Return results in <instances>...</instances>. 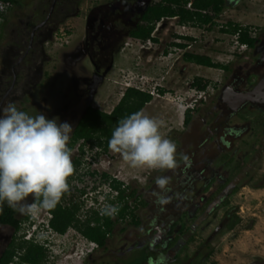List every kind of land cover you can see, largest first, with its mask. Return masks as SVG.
Masks as SVG:
<instances>
[{
    "label": "rangeland",
    "instance_id": "obj_1",
    "mask_svg": "<svg viewBox=\"0 0 264 264\" xmlns=\"http://www.w3.org/2000/svg\"><path fill=\"white\" fill-rule=\"evenodd\" d=\"M114 1L78 0L79 8L69 13H62L60 7H56L50 26L46 25L36 32L32 52L14 69L12 64L23 52L16 54L12 45L20 43L25 50L32 29L28 27L27 30L26 23L42 21L53 0H18V4H13L3 15L8 22L0 36V100L6 90L8 94L0 107L11 102L30 115L43 113L47 118L68 122L74 129L88 105L110 112L119 102L127 84L131 83L152 92V100L141 111L162 121L161 134L177 146V166L174 169L132 168L120 153L110 150L108 156L103 152L99 156L98 150L92 148L88 157L95 159L96 166L92 163L90 168L118 174L126 181L134 179L132 185L142 191L144 204L137 201L136 208L140 224L133 225L130 218L118 222L106 247L97 248L85 260L81 253V250L86 251L83 250L84 239L80 234L69 229L65 236L55 235L54 239L60 245L56 247L57 253L64 249L63 246L73 249L77 246L80 251L59 257L55 262L142 264L148 259L147 253L139 249L144 244L143 227L156 218L155 215L161 217L164 213L162 205L157 204L152 196L153 191H160L154 181L158 176H166L169 178L166 195L171 198L166 204H172L178 212L182 207L186 208L183 210L185 227L180 244L168 252V264H189L190 258L191 264H264V112L256 110L249 114V118L256 117L255 121L248 120V125L244 126L241 136L233 140L231 148L220 144L217 135L209 138L208 127L213 128L214 125L211 120L225 108L219 98L223 89L219 82L223 71L184 62L183 52L174 50L171 44L180 36L179 33L191 34V37L195 35L196 41H190L192 46L188 51L208 54L216 62L235 60L239 66L249 64L250 67L253 62L245 58L250 55L254 59L257 51L240 47L236 37L222 33L220 26L227 21L238 22L251 26L252 34L259 36V33H264V0H225L224 10L216 16V25L203 28H184L177 20L165 19L157 34L163 40L156 50L153 46L145 54L141 53L145 49L140 47L139 42L128 36L108 40L111 32L103 36L90 34V44H84L90 14L101 12L104 15L111 10ZM111 20L113 18L109 16L106 24ZM100 38H103L102 43ZM96 46L103 48L106 51L104 54L111 51L114 63L111 65L110 60L102 58L101 67L104 69L100 71L101 76L93 78L91 59L97 60L100 54L94 53L92 57L90 54L96 52ZM165 48L173 55L163 53ZM149 54L151 60H148ZM110 65L112 68L108 70ZM4 69L7 70L5 73ZM13 70L16 81L11 86ZM198 73L210 81L202 97L190 84ZM218 82L214 94L209 95L214 83ZM160 87L166 90L164 94L159 92ZM187 105L199 109L198 112L193 111L190 124L185 125L183 112ZM73 151L71 155L77 153L75 149ZM190 152H195V165L191 172L178 180L176 178L184 162L179 156L188 157ZM96 154L97 160L94 157ZM87 181L90 186L95 180L89 177ZM83 185L86 184L77 179L72 181L74 200L79 201L77 189ZM100 185L101 189H108L107 185ZM177 193L182 198H178ZM68 197L62 195L61 199L66 203ZM30 198H27L28 202H31ZM226 211L231 216L228 225L219 227ZM47 215V209H42L32 217L39 222ZM17 216L22 219V227L27 228L30 216L19 213ZM167 219L162 216L160 224L164 225ZM28 234L26 231L25 235ZM176 249L178 255L174 259Z\"/></svg>",
    "mask_w": 264,
    "mask_h": 264
},
{
    "label": "flooded vegetation",
    "instance_id": "obj_2",
    "mask_svg": "<svg viewBox=\"0 0 264 264\" xmlns=\"http://www.w3.org/2000/svg\"><path fill=\"white\" fill-rule=\"evenodd\" d=\"M159 1L160 0H156V1L155 0H115L114 4L111 5V10L105 13L104 15L101 12H97L96 14L92 13L93 15L90 14L88 23L86 24L87 33L85 34L84 44L85 45L90 44V41H89L90 34L91 35L100 34L103 36L111 32V37L110 36L108 37V40L110 41L113 40V37H121V38L124 37L125 38V36L126 37L128 36L132 39L137 40L139 44L141 45L142 43L149 40L150 41L149 47L147 46L142 47V49H145V50H141L142 51L141 53L144 52L143 54H145V52H149V50L153 46L157 47L159 42L163 40L155 36L154 32L159 34L164 24L165 19H173L177 21L179 20L178 16H163L161 17V19L155 22L154 30L151 34L152 38H147L143 40V39L132 36L131 32L138 25L147 24V22L142 19L147 8L151 5H154L155 3H158ZM63 3L66 4V6H64ZM224 5H225V0H224ZM187 6H188L187 8L189 9L192 8L190 2L187 3ZM56 7H60V11L62 13L63 12L69 13L71 12L70 10L79 8V4H78V0H53L46 16L44 17L42 21H40L37 24H30L29 22L26 23L25 28L27 30H28V27L32 28L30 36H29V40H28V45L26 46L24 51L20 43L12 45L16 54H19V53L21 54L23 52L20 58L14 64H12L11 67L13 69L15 68V66L19 65L30 52H32L36 32L40 31L41 28L46 25L50 26V24L52 23L51 17L54 14ZM109 16L113 18V20H111L108 24H106V20L109 19ZM7 22L8 21L4 18L0 20V36L3 34V30ZM193 28H201V27L193 26ZM250 33L252 37L255 38V42L253 46L251 47L247 46L245 48L250 49L252 51L256 50L257 52L254 55L256 56L254 59H252L250 55L249 57H246L245 59H248V61L253 62V64L250 67H249V64H245L244 66L243 65L239 66V63H236L235 60H232V61H227L226 63H222L224 65L223 68H215V69H220L221 71H223L222 78L220 81L219 80L218 81L223 87L221 91L222 93L219 98L220 100H222L223 106L225 108L222 110L221 113L219 112L217 113V114H220L219 116L216 114V118L211 120V123H213L214 125H212L213 128L208 127L210 130L208 137L210 136L209 138L211 137L213 138V136L217 135L218 142L227 149L231 148L233 140H236L237 137L241 136L242 131H244V126L248 125V120L253 119L255 121L256 117L254 116V117L249 118V114L256 110H260L261 112H264V90L262 91L263 94L261 95L258 94L257 96H254V99L247 100L241 103V105L238 104V101L240 100L239 94L252 90L254 86L264 78V33H259V36L256 33L252 34V31ZM225 34H229V33H225ZM183 35L191 36V35L184 34V33ZM229 35H232V34H229ZM195 37H196L195 35H192L193 39L192 40L188 39V41L195 42L196 41ZM176 39H179L180 41L176 42ZM176 39L171 44H173L172 46L179 48L180 52L186 53V51H183V50L189 49V47L192 46L191 42L188 43V45L184 42H181L182 38H180L179 36H177ZM102 40L103 38H100L99 42L102 43ZM180 44H185V46L182 47L180 46ZM94 50H96V52L93 51L90 54V57H92L94 53H96V55L100 54L99 56H97L98 57L97 60L93 58L92 60L90 58L91 64L93 66L92 77L97 78L101 76L100 71L104 69V68L102 69L101 67L102 58L110 60L109 62L111 63V65H113L114 60L112 58L113 53H111V51L109 53L104 54V52L106 51L101 47H97ZM84 51L87 52V49L84 48ZM162 52L165 53L166 55L167 54L169 55L170 53L168 48L167 49L165 48L164 51ZM191 53H194V52H191ZM108 57H111V58L108 59ZM111 65L109 66L108 70L112 68ZM211 68H214V67H211ZM2 71L5 73L7 70L4 69ZM13 73H14L12 77L13 82L11 83V86H13V84L16 81L14 70H13ZM2 79H1V82L3 81ZM193 79L190 80V84H192ZM219 82L217 84L214 83V85L212 86V91L209 95L214 94L215 90L218 88V87L216 88L214 87L218 86ZM7 94H8V91L6 90V92L2 96V100H0V106L3 105V102H4L3 100L4 98H6ZM89 106L91 105H88L87 107ZM87 107L85 108V110L87 109ZM190 107L198 112L199 108L194 107V105H191ZM262 121L264 124V115L262 117ZM238 122H242V123L240 124ZM263 132H264V129H263ZM72 134L73 132L70 135L68 145L71 142ZM106 141H107V137L104 135H101L99 138L94 137L91 140L80 138L75 143V144H78L77 148L75 147V144H74L73 148L70 150L71 152H74L73 150L75 149V151L77 152V153H73L74 155H71V160L74 166V171H73V174L68 178L69 189L65 194H63V196H66V195L69 196L68 197L69 201L66 203L63 201V199H61V201L66 205H70L71 203H75V202L79 203L80 205L79 215H80V212H82V215H80V218L83 220L87 219L91 214H93V211H98L99 215L103 216L105 209H108L109 207H115L116 211L114 213H110L112 215V218L115 224L112 228V231L108 235V239H109V236L114 231V227L117 225L118 222L126 220L128 218H130V221L132 222L131 216L129 214L124 218L117 217L116 214H117L118 208L120 206H123L126 202L128 203V205H130L131 208H133L136 202H135V197L130 196L129 194L124 199H122V201L119 200L118 196L120 194V190L114 187L115 183L117 184L121 183L120 187L126 190L127 193H130L135 188L132 185L134 183V179H131L132 181H126L124 178L120 177L118 174L108 172V171L107 172L101 171V170L99 171L96 167L90 168V165L92 163H94V165L96 166L94 162L95 159L92 157H88V154H90L89 152L92 151V148L95 147L98 150L97 154H99V156H101L102 152L103 154L108 156V153L110 152L109 147L106 150L104 149V144L106 143ZM100 142L102 144H99ZM97 154L94 155L96 160H97V157H96ZM194 155H195V152H190V155H188V160L183 162V165L181 166L179 170V175L177 176L176 179L179 180V178L183 177L185 173L191 172V169H193L195 162H196L194 159ZM116 157L118 158L119 156H116ZM201 171H204V168H201ZM192 173L194 172L192 171ZM89 177L95 180L90 186L87 185V182H88L87 180ZM76 179L86 184L77 189V192L80 198L79 201L74 200L75 198L73 197V193L71 191L72 181ZM101 183L109 186L111 189L117 190V195L114 198H110V194L107 193V204L106 206L102 207V210L100 212L99 207H97L96 205H93L92 203L93 202L95 203L96 201L98 202V196L100 192L103 191L101 189L102 188V186L100 185ZM74 188L76 189V187ZM149 189L151 190L150 187ZM139 192L141 196L142 191L139 190ZM186 198L189 199L187 195H186ZM30 199L32 200V197ZM145 205H146V202H145ZM161 209L162 211H164V213H162L163 215H161V217L159 215H155L156 218H153V220H151L149 223H146L143 227L142 233L144 236V244L140 246L139 249L144 250V252L147 253L146 256L148 257V259L144 260L142 264H149V260L154 259L158 254H163L167 257L168 252L171 249H175L176 246L180 244L179 239L182 236V231L185 227V223H184L185 212L183 210H185L186 208L182 207V209L178 212V211H175L174 206H172V204H164L162 205ZM135 212H136V208H135ZM228 212L229 211H226L222 219H220V222L218 225L219 227L227 226L228 220H230V217H231ZM162 216L163 218H168L164 225H161L160 220H159V219H162ZM178 225H179V228L176 229ZM26 231L27 229L22 227V224L20 227H15L13 225L0 222V264H36L34 262H30L24 259V255L26 251L28 250V245L30 241H33L34 243H38L40 246L43 247V252L45 256H44V261L42 262V264H56L55 261H57L59 257L63 258V257L71 256L74 253L78 254V252H80L77 250L78 249L77 246H75V249H73V247L69 248L68 246L66 247L63 246L64 249H62L60 253H57L56 247L60 245L59 244L57 245L56 239H53L50 237V239H46V240L45 239L29 240L25 238L27 237L25 235ZM74 231L75 233L82 235L76 228L74 229ZM82 236L85 239H88L84 235ZM108 239L106 241V244L108 242ZM88 240L93 241L91 239H88ZM99 247L101 246L97 243L96 247L91 252H84L81 250L83 260H85L88 256H90L91 253ZM105 247L106 246H104L103 248ZM72 249L73 251L71 252ZM177 255H178V250L176 249L174 250V259L175 257H177ZM9 257H10V260L8 261L7 258ZM189 261H191L189 263L191 264L192 258H190Z\"/></svg>",
    "mask_w": 264,
    "mask_h": 264
},
{
    "label": "clouds",
    "instance_id": "obj_3",
    "mask_svg": "<svg viewBox=\"0 0 264 264\" xmlns=\"http://www.w3.org/2000/svg\"><path fill=\"white\" fill-rule=\"evenodd\" d=\"M194 91L202 92L196 88ZM188 107L190 105L185 106L184 111ZM162 125V121L144 115L142 111L131 113L118 121L108 147L120 153L132 168L174 169L177 146L161 134ZM72 132V126L58 118L50 119L43 113L30 115L11 102L0 107V204L6 203L19 214L30 216L26 228L29 234L25 237L29 240L54 239L55 235L65 236L69 229H75L69 227L65 233L55 230L56 233H51L49 220L52 215L49 216L48 211L69 189L68 178L73 174L74 166L67 145ZM179 158L188 160L183 154ZM154 183L160 190L152 192L155 202L168 203L171 199L166 195L169 178L158 176ZM176 195L182 198L179 193ZM30 196L32 200L28 202ZM42 209H47L48 215L38 222L32 216ZM107 211L114 213L116 208L109 207ZM83 239V249L89 248L91 241ZM149 264H168V257L158 254L149 260Z\"/></svg>",
    "mask_w": 264,
    "mask_h": 264
},
{
    "label": "trees",
    "instance_id": "obj_4",
    "mask_svg": "<svg viewBox=\"0 0 264 264\" xmlns=\"http://www.w3.org/2000/svg\"><path fill=\"white\" fill-rule=\"evenodd\" d=\"M12 4H18V0H8ZM191 3L192 8H187V3ZM224 10V0H160L158 3L151 5L145 11L142 19L147 22L146 25H138L131 35L147 39L152 38L151 34L154 30L155 22L163 16H178L180 24H190L195 27L213 26L216 25V16ZM251 26L243 25L238 22L227 21L221 24L220 31L229 33L237 37L238 44H246L253 46L255 38L251 35ZM192 40L191 36H185ZM156 40V39H155ZM184 47L185 44H180ZM183 58L187 61L195 62L199 65L207 67L223 68L224 65L220 62L213 61L209 56L186 52ZM210 81L201 76H196L193 79L191 86L197 90H206ZM159 92L164 94V87L159 88ZM153 95L146 90L135 87H127L122 94L117 105L110 111L105 112L96 107L89 106L81 115L75 128L71 142L68 148L71 150L74 144L80 139L85 138L91 140L94 137L99 138L101 135L107 137L104 144V149L108 148V141L111 137L112 130L117 126L119 120L130 115L131 113L141 111L142 108L152 100ZM193 108L188 107L184 111L183 123L190 124ZM99 144H102L101 142ZM121 183H115L114 187L120 190L118 196L122 201L128 194L135 197V206L133 208L126 202L117 210V217L124 218L128 214L131 216L134 225H139L140 221L136 215L135 208L138 204L144 201L140 196L138 188H134L130 193L120 187ZM126 200V199H125ZM127 201V200H126ZM139 203H138V202ZM79 203L64 204L61 200L54 207L48 209L51 213L49 220L50 227L58 233H65L69 227L76 228L82 235L97 242L101 247L106 246L109 233L115 224L112 215L105 209L104 215L100 216L98 211H93L87 219H81L79 215ZM17 211L12 210L6 203L0 204V222L20 227L22 219L17 216ZM228 225V224H227ZM43 247L38 243L30 241L28 250L24 255V259L36 264H42L44 261ZM10 260V257L7 258ZM7 261V262H8Z\"/></svg>",
    "mask_w": 264,
    "mask_h": 264
},
{
    "label": "built area",
    "instance_id": "obj_5",
    "mask_svg": "<svg viewBox=\"0 0 264 264\" xmlns=\"http://www.w3.org/2000/svg\"><path fill=\"white\" fill-rule=\"evenodd\" d=\"M12 5H13V4H12L10 1H8V0H0V20L2 19V15H3V13H5L6 10H7L9 7H11ZM189 5H190V4H189ZM183 27L186 28L185 25H183ZM179 34H183V33H179ZM235 37H236V36H235ZM177 40H179V39H176V41H177ZM149 42H150V41L147 40L146 42L142 43L140 46H141V47H144V46L149 47V45H150ZM236 43L238 44L237 37H236ZM126 44H130V43L127 42ZM241 46H242L243 48L247 47L246 44H241ZM174 50H179V48L174 47ZM171 54H172V53L170 52L169 55H171ZM127 85H133V84L129 83V84H127ZM136 87H137V88H140V89H142V90H144L143 87H140V86H138V85H136ZM203 92H204V91H202V92L199 93V97H200V96H203V94H202ZM194 100L196 101V99H194ZM187 106H188V105H187ZM187 106H186V107H187ZM102 190H103V189H102ZM107 193L110 194V198H114V197L117 195V190L111 189V188L108 186V189H107V190L104 189L102 192H100V194H99V196H98V202L96 201L95 203H94V202L92 203L93 205H96L97 207H99V211H100V212H101V210H102V207L106 206V204H107ZM49 216H51V214H49ZM49 231H50L51 233H56L51 227H49ZM90 243H91L90 247H89V248H84V249L86 250V251H84V252L92 251V250L96 247V245H97V243L94 242V241H91ZM84 249H83V250H84ZM56 264H57V263H56Z\"/></svg>",
    "mask_w": 264,
    "mask_h": 264
},
{
    "label": "water",
    "instance_id": "obj_6",
    "mask_svg": "<svg viewBox=\"0 0 264 264\" xmlns=\"http://www.w3.org/2000/svg\"><path fill=\"white\" fill-rule=\"evenodd\" d=\"M155 36H158L156 32H154ZM264 90V78L257 83L254 88L250 91H246L243 93H240V100L238 101V104L241 105V103L254 99V96H257L258 94H263L262 91Z\"/></svg>",
    "mask_w": 264,
    "mask_h": 264
},
{
    "label": "crops",
    "instance_id": "obj_7",
    "mask_svg": "<svg viewBox=\"0 0 264 264\" xmlns=\"http://www.w3.org/2000/svg\"><path fill=\"white\" fill-rule=\"evenodd\" d=\"M186 26H190V25H188V24H186ZM187 28V27H186ZM189 28V27H188ZM191 35V34H190ZM181 38V37H180ZM178 41H180V40H177L176 42H178ZM181 42H184V43H186L187 45H188V43H190L188 40H187V38L186 37H184V36H182V39H181ZM191 45V44H190ZM191 47V46H190ZM189 47V48H190ZM154 49L156 50V47H154ZM184 49V48H183ZM183 51H186V52H190V51H188V49H184ZM191 53V52H190ZM183 54L184 53H182L181 55H182V58H183ZM199 54V53H198ZM150 55V54H149ZM173 55V54H172ZM172 55H170V56H172ZM203 55V54H202ZM207 56H209L210 58H211V56L210 55H208L207 54ZM149 57V59L148 60H151V55L150 56H148ZM164 57V56H163ZM212 59V58H211ZM213 60V59H212ZM183 61L184 62H187V63H189L190 65H199V64H197V63H195V62H191V61H185V59L183 58ZM214 61V60H213ZM202 66H204V65H202ZM207 67V66H206ZM208 68H210V67H208ZM213 69H215V68H213ZM197 76H201V77H206V76H203V75H201L200 73H198L197 74Z\"/></svg>",
    "mask_w": 264,
    "mask_h": 264
},
{
    "label": "bare ground",
    "instance_id": "obj_8",
    "mask_svg": "<svg viewBox=\"0 0 264 264\" xmlns=\"http://www.w3.org/2000/svg\"><path fill=\"white\" fill-rule=\"evenodd\" d=\"M188 7V6H187ZM127 87H135L136 88V85H127ZM140 89V88H139ZM144 90H146V89H144ZM147 91V90H146ZM149 92H151V91H149ZM152 93V92H151Z\"/></svg>",
    "mask_w": 264,
    "mask_h": 264
}]
</instances>
